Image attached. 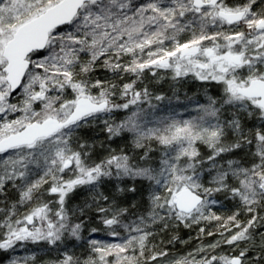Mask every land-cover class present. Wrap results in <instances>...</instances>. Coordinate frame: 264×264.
<instances>
[{"label":"snow or ice","instance_id":"6c2138e0","mask_svg":"<svg viewBox=\"0 0 264 264\" xmlns=\"http://www.w3.org/2000/svg\"><path fill=\"white\" fill-rule=\"evenodd\" d=\"M159 70L216 93L191 118L157 114L166 97L141 85ZM89 127L104 138L81 137ZM77 190L88 196L70 207ZM137 192L142 211L122 203ZM0 197L5 253L60 252L85 229L115 238L43 264H264V0H0ZM213 222L219 239L185 254L154 242Z\"/></svg>","mask_w":264,"mask_h":264},{"label":"trees","instance_id":"16d2710c","mask_svg":"<svg viewBox=\"0 0 264 264\" xmlns=\"http://www.w3.org/2000/svg\"><path fill=\"white\" fill-rule=\"evenodd\" d=\"M163 70H159V73L157 76H152L151 73H145V79L143 81L144 85H147L149 90L154 94V95H164L166 97L165 100L158 102V108L157 111H159L161 114H167V112L169 110H174L175 108H177L176 106L180 107V108H191L193 106V101L194 98H196V96H204L205 90H208V92L210 94H215L216 93V88L214 86V84H210L205 82L204 85H206V87L203 85L202 88L197 89L195 91H182L179 90L177 91L175 86L178 85L177 80H173L172 79V74L168 71L165 72ZM96 76H100V77H105V76H110V73H108L106 70L104 69H98L97 72L95 73ZM189 77V76H188ZM185 77V78H188ZM196 83V82H194ZM192 83L190 87L195 88L196 84ZM175 90V91H174ZM195 95L194 98L191 95ZM205 100V98L203 97L202 100ZM153 103H157L155 100H153ZM185 108V109H186ZM175 112V111H174ZM121 114V113H118ZM119 116V115H118ZM122 116H120L121 118ZM251 125V122H249V126ZM86 131V130H85ZM82 132L83 134H87L88 137H90L89 139L96 137L97 139H103L104 136L103 134H100L99 136H96V134L99 132L98 129H92V131L89 132ZM80 135V133H79ZM121 141L117 140L115 144H113V147H116L118 144H120ZM206 150V148H204ZM10 187V186H9ZM143 191V189H142ZM88 196V193L84 190H77L73 195L71 200L69 201V206H75V205H79L86 197ZM147 193L143 192V198L141 196V192H137L135 194L133 193H126L125 196L122 199V203L125 204V206L130 205L133 201H144L146 199ZM16 198V194L14 191H9L8 193V199L12 200ZM3 197H0V200H2ZM218 199H220V201L222 202L221 204V208L218 207H214L213 209L214 211L218 214V215H230L234 210H235V206L233 201H231L230 199H226L225 196L223 194H220V196L218 197ZM232 202V205H230L229 203ZM146 206V203L144 204V202H141V211L143 210V207ZM0 207H2V205H0ZM244 217H242L243 219ZM214 223V222H213ZM189 232H193V227L192 228H185L183 225H180L179 227H175V228H170L168 229L166 232H162L160 233L156 238H155V243H160L161 240L164 241L163 244H160L161 248H167L169 247L171 244H173V242L177 241L178 238L182 237V236H186L187 233ZM86 230H83L81 233V241L83 242L85 240V236H86ZM94 236H97L98 234H93ZM175 236L177 237V239L172 240V237ZM102 238L105 239V241H108L110 239V237L107 235V233L104 231L102 232ZM66 241L67 244H75V245H80L83 249L86 248V250L88 251V246L87 243H82L80 244L78 242L77 239L73 238L72 240L68 238ZM95 239V238H93ZM112 239V238H111ZM115 238L112 239V241H114ZM172 240L171 243H169V241ZM111 241V240H110ZM108 241V242H110ZM165 242H167V247L164 246ZM32 244L27 243L25 247H17L16 251L17 253L21 256V257H26L27 252H29V248L28 246H31ZM47 245V244H46ZM48 247H53V246H49ZM1 257L0 259H4V257H9L12 254V251L9 250V252L5 253L3 250H1ZM35 252V251H33ZM36 253V252H35ZM41 253V252H40Z\"/></svg>","mask_w":264,"mask_h":264},{"label":"rangeland","instance_id":"374dc122","mask_svg":"<svg viewBox=\"0 0 264 264\" xmlns=\"http://www.w3.org/2000/svg\"><path fill=\"white\" fill-rule=\"evenodd\" d=\"M258 3H259V0H258ZM163 71L168 72L169 70H163ZM194 82H196V83H194ZM177 83H178V85L175 86L177 91H179V90L195 91L197 89L202 88L205 82L196 80L191 75H189L188 78L184 77V78L178 79ZM192 83L196 84L195 88L190 87ZM142 86H144V84H142L141 87ZM204 86L206 87V85H204ZM203 90H205V89H203ZM191 96L194 98L195 95L192 94ZM203 97L204 96H196V98H194V101L198 100L200 103H204L205 100L204 99L202 100ZM12 102H16L15 98H13ZM176 107L177 108H175L173 111H175V113L179 114L178 118L188 119V118H191V117L197 115V112L194 110L195 104H193V106L191 108H186V107L180 108L178 106H176ZM157 114H161V113L159 111H157ZM14 115L15 114H13L12 118H14ZM123 115H124V113L117 114V119H119L120 116H123ZM92 129H98L99 130V128H95V127L84 128V129L79 130L80 136L85 138V139H89L90 137H88L87 134H83L82 132H84L85 130H86L85 132H89V131H92ZM200 150H201L202 154L207 155L208 150L207 149L205 150L203 146H200ZM219 196H220V194H217L216 198L218 199ZM218 200L220 201V199H218ZM141 202H144V204H145L146 199L144 201L141 200ZM221 204H222V202L220 201V203L215 205L214 207H218V208L222 209ZM229 204L232 205V202H230ZM213 211H214V209H213ZM92 226H95V225H92ZM200 227H205L206 232L202 237L197 238V233L199 232ZM215 228H216L215 223L200 224V225L193 226V232H189L186 234V236H182V237L178 238V240L173 242V244H171L169 247L166 246L167 242H165L164 246L167 247L166 250L170 253L171 256H177V255L185 254L187 252L192 251L194 248H196L201 243L207 244V243H211L215 239H219L218 236L208 237L206 235L207 231H214ZM85 230L87 232L86 236H85L86 238L83 242L81 241V239H79L78 242L80 244L87 243V246H88V240L93 239V238H95L97 240H104L105 241V239L102 238V232H104V230H101L97 233H91L90 229H85ZM258 231L264 232V228H259ZM93 234H98V235L94 236ZM109 237H110V239L108 241L111 240L110 242H113L112 241L113 237H111V236H109ZM69 239L72 240L73 238L69 237ZM67 240L68 239H65L64 243L61 245L60 252H57L54 247H52V248L48 247L45 242H38L37 244L30 243L32 245L28 246L30 251L27 252V255L30 256L33 253V251H35L37 254V264H43V262H45V261L55 260L58 255L63 253V251H69L70 253L80 257L81 259H83L84 257L87 256L88 251L86 250V248L83 249L79 244L78 245L67 244L66 243ZM49 248H51L52 250L51 251H43L42 250V249H49ZM1 253L2 252L0 250V258H3V257H1ZM252 255H255V253H252ZM13 257H21V256L15 250V252H12V254L9 257H4V259H0V264H7V262L10 259H12Z\"/></svg>","mask_w":264,"mask_h":264}]
</instances>
